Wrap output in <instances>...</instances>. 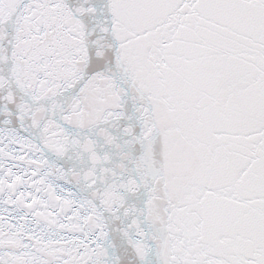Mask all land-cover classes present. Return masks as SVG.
Here are the masks:
<instances>
[{
	"label": "snow or ice",
	"instance_id": "obj_1",
	"mask_svg": "<svg viewBox=\"0 0 264 264\" xmlns=\"http://www.w3.org/2000/svg\"><path fill=\"white\" fill-rule=\"evenodd\" d=\"M0 264H264V0H0Z\"/></svg>",
	"mask_w": 264,
	"mask_h": 264
}]
</instances>
